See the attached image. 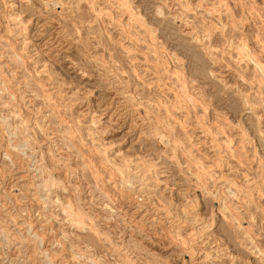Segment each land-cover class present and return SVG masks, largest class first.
<instances>
[{
    "label": "rangeland",
    "instance_id": "rangeland-1",
    "mask_svg": "<svg viewBox=\"0 0 264 264\" xmlns=\"http://www.w3.org/2000/svg\"><path fill=\"white\" fill-rule=\"evenodd\" d=\"M0 264H264V0H0Z\"/></svg>",
    "mask_w": 264,
    "mask_h": 264
},
{
    "label": "bare ground",
    "instance_id": "bare-ground-1",
    "mask_svg": "<svg viewBox=\"0 0 264 264\" xmlns=\"http://www.w3.org/2000/svg\"><path fill=\"white\" fill-rule=\"evenodd\" d=\"M14 19V18H13Z\"/></svg>",
    "mask_w": 264,
    "mask_h": 264
}]
</instances>
